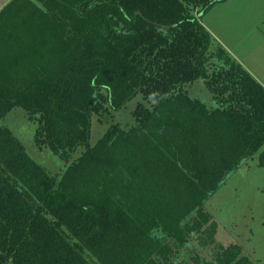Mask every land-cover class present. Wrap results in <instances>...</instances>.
Returning <instances> with one entry per match:
<instances>
[{"label":"trees","instance_id":"obj_1","mask_svg":"<svg viewBox=\"0 0 264 264\" xmlns=\"http://www.w3.org/2000/svg\"><path fill=\"white\" fill-rule=\"evenodd\" d=\"M224 1L0 10V264H256L216 241L204 208L264 148V86L201 21ZM199 80L214 107L185 90ZM138 94L133 125L91 147L93 117ZM16 107L37 123L38 146L67 162L85 151L51 176L2 124Z\"/></svg>","mask_w":264,"mask_h":264},{"label":"rangeland","instance_id":"obj_2","mask_svg":"<svg viewBox=\"0 0 264 264\" xmlns=\"http://www.w3.org/2000/svg\"><path fill=\"white\" fill-rule=\"evenodd\" d=\"M235 13L243 15L240 18ZM201 21L231 56L264 86V0L217 3ZM185 90L190 98L200 100L209 108L215 106L213 95L202 80L187 84ZM139 103L145 104L141 94L121 109L109 108L102 117L95 115L89 145L95 146L117 125L129 129L135 122L134 113ZM2 124L22 143L27 154L51 176L61 175L85 151L84 146L79 147L67 162L47 145L38 146V125L20 107L14 108ZM263 152L264 148L229 174L225 183L204 204L218 225L216 241L223 246L239 245L243 253L256 264H264Z\"/></svg>","mask_w":264,"mask_h":264},{"label":"crops","instance_id":"obj_3","mask_svg":"<svg viewBox=\"0 0 264 264\" xmlns=\"http://www.w3.org/2000/svg\"><path fill=\"white\" fill-rule=\"evenodd\" d=\"M10 1H11V0H0V10L3 9L4 6L7 5ZM227 1H228V0H226V1H224V2H220V3H226ZM4 4H5V5H4ZM213 7H214V6H213ZM213 7H212V8H213ZM235 15H236V17H240V18H241L243 14H240V13L237 14V13H235ZM209 30H210V29H209ZM209 30H208V31H209ZM210 31H211V30H210ZM210 31H209V32H210ZM211 32H212V31H211ZM211 32H210V33H211ZM212 33H213V32H212ZM212 33H211V34H212ZM212 36L215 37L213 34H212ZM218 42L221 43L219 40H218ZM221 44H222V43H221Z\"/></svg>","mask_w":264,"mask_h":264}]
</instances>
